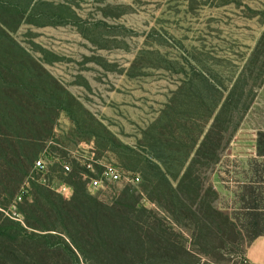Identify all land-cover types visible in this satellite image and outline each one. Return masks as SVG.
<instances>
[{"label":"rangeland","instance_id":"obj_1","mask_svg":"<svg viewBox=\"0 0 264 264\" xmlns=\"http://www.w3.org/2000/svg\"><path fill=\"white\" fill-rule=\"evenodd\" d=\"M66 1L78 16L72 17V25H24L14 34L44 68V72L32 69L35 93L28 101H61L54 121L55 114L47 109L38 111L45 130L52 128L38 157L43 152L40 156L50 154L74 167L78 163L76 157L94 152L95 158L133 171L142 179L138 187L111 186L87 194L106 210L109 208L106 214L116 223L109 231L111 236L106 235V239L91 246L98 247L97 252L128 249L130 223L121 220L120 212H124L139 227L141 240L139 253L130 252L126 260L121 255V263L242 264L243 258L247 260L246 234L215 215H209V223L205 224L187 209H176L174 201L172 208L168 189L161 181H154V171L145 170L127 145L136 147L139 141L152 140L150 148L158 150L161 146L154 140L158 138L157 131L151 130L157 137L146 139L143 130L159 118L160 110L173 97L179 98L182 105L187 96L191 100L187 104L195 102L194 119L201 121L193 133L188 131L192 136L208 128L209 111L223 96L228 105L219 125L227 128L226 144L232 142L235 129L245 118L240 117L251 103L252 89L261 81L258 70L264 69V0ZM0 55L6 58L4 65L21 69L29 65L28 61L21 62L20 53L8 58L2 48ZM200 72H205L208 85L196 81ZM37 74L41 81L36 80ZM17 85L12 83L9 87L15 90ZM0 86L8 87L2 82ZM216 87L220 88L219 93L213 90ZM255 92L254 95L258 91ZM11 100L0 90L2 105ZM184 113L192 112L187 109ZM163 141V146L173 145V150L185 151L189 147L171 144L166 138ZM173 156L167 153L166 157L172 165L171 173L177 175L180 163H172ZM220 161L200 171L201 193L207 194L209 201L211 192L217 193L212 177ZM54 171L61 175L58 165ZM144 173L153 188L151 197L164 200L162 204L169 212L148 200L149 193L141 188ZM30 175L38 182L36 174ZM31 178L22 184V192L30 191ZM183 190L191 193L193 188L185 183ZM216 209L220 210L217 204ZM46 210L50 214L40 224L60 228L58 219ZM201 211L206 217L205 202ZM68 222L74 230H80L83 224L81 217L74 216ZM122 227L124 232L120 231ZM88 228L93 229L94 224L89 223ZM56 242H61V238L56 237ZM95 259L116 261L112 257Z\"/></svg>","mask_w":264,"mask_h":264},{"label":"trees","instance_id":"obj_2","mask_svg":"<svg viewBox=\"0 0 264 264\" xmlns=\"http://www.w3.org/2000/svg\"><path fill=\"white\" fill-rule=\"evenodd\" d=\"M73 16H75L74 8L66 0H0V50L5 48L8 58L14 53H20L21 62L28 61L29 63L24 69L7 66L2 64L6 58L0 55V82L8 85L6 88L0 86V90L5 98L13 100V102L12 100L8 101L5 105L0 103V177L2 178L0 181V264H129L119 262L123 261L120 258L121 255L126 260L130 252L139 253L140 250L141 232L139 227L137 229V224L128 219V213L124 212H120L121 220L125 219L130 223L128 249L119 247L118 251L109 249V251L97 252L95 249L98 247L91 246V244L101 242L106 235H109L112 225L116 223L106 214L110 209L106 210L102 204L91 199L85 188L80 185V173L83 169L78 163L74 164L71 173L65 174L58 162L61 158L52 157L50 154L46 155L47 159L51 160L50 163L54 161L50 165V177L62 180L74 187V195L69 202L63 201L59 195L41 184L39 175L34 171L35 162L43 153L38 157L42 144L52 135V128L49 127L45 130L44 121L40 118L38 111L43 108L54 115L59 110L58 105L61 101L55 100L48 103H38L37 100L28 101L34 98L35 93L32 69L36 72L38 70L44 72V68L39 61L30 56L29 51L22 46L14 34L24 25L37 27L72 25ZM77 17L75 16V18ZM261 67L264 68V65ZM258 73H261V81L257 84L256 89H252L253 97L249 107L240 117L242 119L254 102L255 90L258 91L264 84V69L258 70ZM198 77L199 79L196 81L208 85L209 80L205 72H200ZM35 78L41 81L39 74ZM12 83L19 84L15 86V90L9 87ZM209 86L211 87L210 84ZM216 88L213 90L219 93L220 88ZM188 97H186L188 100L185 99L186 102L182 105H179L181 103L179 98L173 97L160 110L159 118L143 130L142 134L146 139L152 136L157 137L155 133H151V130L157 131L158 138L154 140L158 141L161 146L158 150L150 148L152 140H149V143L148 141L143 143L139 141L137 148L127 145L128 150L135 154V158L139 159V163L145 170L154 171V181H161L162 185L168 189L172 199V208L174 201L176 209H187L195 218H202V222L205 224L209 223L206 219L209 215H215L221 218L223 223L229 224L236 230L238 227L232 218L227 213H221L216 209L217 193L211 192L212 197L209 201L207 194L205 196L201 193L200 186L201 169H208L210 166L216 165L221 160L222 153L230 145L225 142L227 128L219 125L220 116L228 105L227 101L223 100V96H219V101L213 104L207 116L206 126L208 128L197 132V136L196 134L192 136L188 131L193 133L194 128H197L201 121L194 119L195 102L187 104L188 101H191ZM17 102L19 103L17 104ZM185 106L186 110L182 111L181 109ZM8 107L9 110H6ZM187 109L192 113H184ZM175 110L176 113H174ZM55 117L56 114L53 116V121ZM164 122L166 124L162 129ZM238 129L239 127L235 129L233 137ZM164 138L168 139L171 144H182V146L189 144V147L185 151L173 150V145H162ZM167 153H173L172 163L175 162V165L180 163L177 166L180 169L177 175L171 173L172 165L168 164L170 161L166 157ZM55 165L59 166L61 175L59 171L52 172ZM121 168L127 172L135 173ZM31 172L39 177L38 182H34V179L30 177ZM144 176L145 182L144 185L142 183L141 188L149 193L148 200L169 212L162 204L164 200L151 197L153 188L146 173ZM27 178L32 180L31 187L30 191L27 190V193L24 194L26 190L22 192V184ZM141 182L142 179L136 186H127L138 187ZM185 183H189V186L193 188L191 193L183 190ZM19 192L24 197L21 203L16 204ZM48 194L55 197L49 198ZM206 200L208 201L206 202ZM204 202L208 212L206 217L201 211ZM138 205L139 203L136 202L135 206ZM14 207L15 211L12 210ZM129 207L132 208L133 204ZM46 209L51 210L58 219L62 225L60 228L40 224L42 218L50 214ZM70 216L82 218L83 224H81L80 230L71 228V222H68ZM89 223L94 224V228L91 230L88 228ZM124 227L120 231L124 232ZM56 237L61 238V242H56ZM100 256L112 257L116 261L95 259ZM242 264H247L245 258H243Z\"/></svg>","mask_w":264,"mask_h":264},{"label":"crops","instance_id":"obj_3","mask_svg":"<svg viewBox=\"0 0 264 264\" xmlns=\"http://www.w3.org/2000/svg\"><path fill=\"white\" fill-rule=\"evenodd\" d=\"M212 182L219 209L249 238L247 260L264 264V84L224 152Z\"/></svg>","mask_w":264,"mask_h":264},{"label":"built area","instance_id":"obj_4","mask_svg":"<svg viewBox=\"0 0 264 264\" xmlns=\"http://www.w3.org/2000/svg\"><path fill=\"white\" fill-rule=\"evenodd\" d=\"M75 160L83 169L80 173L81 184L89 194L106 190L111 186H127L138 185L141 177L136 173H131L123 170L121 167L104 160L95 158L94 152H83L82 158L76 157ZM65 174L73 171V166L70 162L63 159L58 160ZM50 160L47 156L42 155L34 166V171L37 172L40 179L39 182L57 195L63 201H69L74 195V187L62 180L50 177ZM27 191L24 192V194ZM24 195L19 192L16 198V204L23 201Z\"/></svg>","mask_w":264,"mask_h":264}]
</instances>
